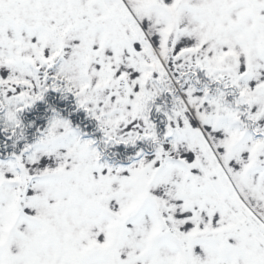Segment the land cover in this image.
Masks as SVG:
<instances>
[{
	"label": "snow or ice",
	"instance_id": "snow-or-ice-1",
	"mask_svg": "<svg viewBox=\"0 0 264 264\" xmlns=\"http://www.w3.org/2000/svg\"><path fill=\"white\" fill-rule=\"evenodd\" d=\"M0 264H264V0H0Z\"/></svg>",
	"mask_w": 264,
	"mask_h": 264
}]
</instances>
